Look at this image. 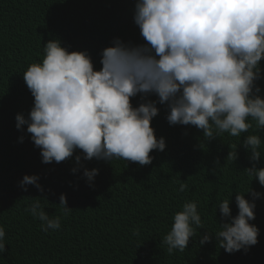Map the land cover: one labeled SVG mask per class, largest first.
Masks as SVG:
<instances>
[{
    "label": "clouds",
    "instance_id": "clouds-1",
    "mask_svg": "<svg viewBox=\"0 0 264 264\" xmlns=\"http://www.w3.org/2000/svg\"><path fill=\"white\" fill-rule=\"evenodd\" d=\"M133 22L144 42L114 38L100 52L99 70L87 50L70 51L58 38L43 44L42 59L22 74L33 105L27 115H15V127L24 133L18 142L27 135L44 164L74 158L72 173L82 168L92 186L99 169L89 170L83 162L122 159L146 166L153 161L150 153L166 149L165 138H158L152 126L158 104L166 107L170 126L199 130L201 147L225 134L237 138L225 162L236 161L243 147L251 165L243 169L250 187L235 192L237 213L230 207L233 193L218 201L215 217L219 210L220 220L213 232L204 227L198 201L186 200L161 243L168 255L184 252L193 237L200 245L214 239L228 254L247 253L259 242L260 229L251 221L256 201L264 199L251 187L253 180L264 187V166H258L264 156V95L258 84L264 79V0H135ZM39 181L38 174H25L19 186L43 193ZM177 183L176 191L187 190L185 182ZM42 200L47 198H32L24 211L40 221L41 231L60 230L62 216L72 211L66 195L59 196L62 216L49 215ZM5 238L0 225V255L7 251Z\"/></svg>",
    "mask_w": 264,
    "mask_h": 264
},
{
    "label": "trees",
    "instance_id": "trees-1",
    "mask_svg": "<svg viewBox=\"0 0 264 264\" xmlns=\"http://www.w3.org/2000/svg\"><path fill=\"white\" fill-rule=\"evenodd\" d=\"M134 4L135 0H0V225L5 227L7 249L0 264H264V199L256 201V218L251 221L260 229L259 242L247 253L228 254L214 239L200 245L193 237L184 252L168 255L161 243L172 215L186 200L198 201L204 227L213 232L220 220L219 210L215 217L218 201L233 193L230 207L233 215L237 213L235 192L250 187L243 169L251 166L243 147H238L236 161L225 162L237 138L225 134L201 147L202 133L195 127L170 126L166 107L158 104L152 126L158 138H165L166 149L150 153L153 161L146 166L126 165L122 159L112 164L83 162L89 170L99 169L92 186L82 168L72 173L74 158L44 164L27 135L18 142L24 133L16 129L15 115H27L33 105L22 74L42 59L43 44L58 38L70 51L87 50L99 70L100 52L112 46L114 38L144 42L133 22ZM258 84L264 95V79ZM139 102V96L132 100L134 106ZM260 135L264 140V131ZM261 152L264 155V144ZM258 166H264V156ZM25 174H38L45 191L32 185L24 191L19 181ZM179 180L187 184L185 192L175 190ZM251 187L264 193L258 181ZM62 193L72 209L66 217L58 205ZM36 197L47 198L42 204L49 215L62 216L60 230L41 231L40 221L24 211ZM137 229L140 235L134 236Z\"/></svg>",
    "mask_w": 264,
    "mask_h": 264
}]
</instances>
